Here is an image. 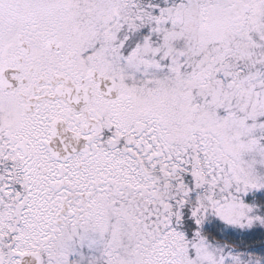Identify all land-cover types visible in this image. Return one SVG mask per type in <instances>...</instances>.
<instances>
[{
    "label": "snow or ice",
    "instance_id": "obj_1",
    "mask_svg": "<svg viewBox=\"0 0 264 264\" xmlns=\"http://www.w3.org/2000/svg\"><path fill=\"white\" fill-rule=\"evenodd\" d=\"M0 264H264V0H0Z\"/></svg>",
    "mask_w": 264,
    "mask_h": 264
}]
</instances>
